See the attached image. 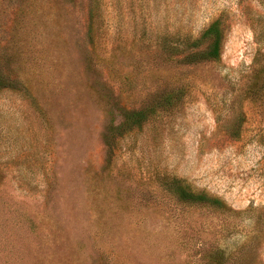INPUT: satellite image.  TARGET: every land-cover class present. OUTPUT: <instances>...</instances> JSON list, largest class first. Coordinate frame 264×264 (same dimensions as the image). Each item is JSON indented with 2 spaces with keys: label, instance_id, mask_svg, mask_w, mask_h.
Instances as JSON below:
<instances>
[{
  "label": "rangeland",
  "instance_id": "rangeland-1",
  "mask_svg": "<svg viewBox=\"0 0 264 264\" xmlns=\"http://www.w3.org/2000/svg\"><path fill=\"white\" fill-rule=\"evenodd\" d=\"M0 264H264V0H0Z\"/></svg>",
  "mask_w": 264,
  "mask_h": 264
},
{
  "label": "trees",
  "instance_id": "trees-1",
  "mask_svg": "<svg viewBox=\"0 0 264 264\" xmlns=\"http://www.w3.org/2000/svg\"><path fill=\"white\" fill-rule=\"evenodd\" d=\"M223 43V32L220 27L218 20L214 21L209 27L203 32L200 39L195 43V46L185 54L181 61L187 64H202V63H218L221 60V50ZM162 101L169 103L170 96L163 97L158 105L162 106ZM145 111L135 112L136 121L143 119L146 116ZM175 191L174 193L178 198L192 205H201L213 211L221 214H232L234 211L226 206V204L220 199L209 197L204 193H196L192 191L188 186L183 185L180 179L174 181Z\"/></svg>",
  "mask_w": 264,
  "mask_h": 264
}]
</instances>
